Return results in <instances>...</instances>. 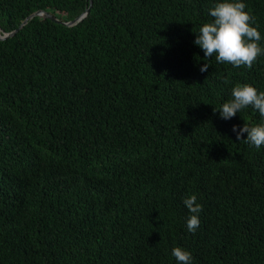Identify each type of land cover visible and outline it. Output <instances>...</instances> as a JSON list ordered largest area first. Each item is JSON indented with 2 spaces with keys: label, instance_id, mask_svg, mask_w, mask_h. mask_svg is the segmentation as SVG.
<instances>
[{
  "label": "trees",
  "instance_id": "16d2710c",
  "mask_svg": "<svg viewBox=\"0 0 264 264\" xmlns=\"http://www.w3.org/2000/svg\"><path fill=\"white\" fill-rule=\"evenodd\" d=\"M217 2L91 0L71 27L33 17L0 40V264H178L174 247L264 264V145L232 131L264 118L213 111L237 84L264 92V55L200 71L193 41ZM243 2L264 37V0ZM87 4L0 0V31Z\"/></svg>",
  "mask_w": 264,
  "mask_h": 264
},
{
  "label": "clouds",
  "instance_id": "9594fccd",
  "mask_svg": "<svg viewBox=\"0 0 264 264\" xmlns=\"http://www.w3.org/2000/svg\"><path fill=\"white\" fill-rule=\"evenodd\" d=\"M247 5L243 0H219L209 9L211 22L204 23L198 33H195L193 43L200 47L204 53L205 63L200 67L201 72L209 68L207 59L215 56L218 63L231 64L233 67H253L257 58L264 55V47L261 41L264 39L258 30V25L253 26L254 17L245 11ZM232 99L223 103L219 112L224 120H230L246 107H253L264 118V92L250 84H237L232 89ZM232 131L236 133L238 141L244 140L259 149L264 145V123L255 126L233 125ZM246 135V138L244 136ZM183 204L188 209L189 217L186 226L189 232L195 233L200 224L199 213L203 210L197 202L196 195H190L183 199ZM172 255L178 264H191L192 255L189 251L174 247Z\"/></svg>",
  "mask_w": 264,
  "mask_h": 264
},
{
  "label": "water",
  "instance_id": "95a60500",
  "mask_svg": "<svg viewBox=\"0 0 264 264\" xmlns=\"http://www.w3.org/2000/svg\"><path fill=\"white\" fill-rule=\"evenodd\" d=\"M90 6H91V0H88L87 7L83 10V12L79 16H77L74 19H72L70 21H67V22H62V21L56 19L55 17H53L48 12H45V11H42V10H37L35 12L30 13L28 16H26L22 20V22L17 26V28H15L13 31H11L9 33H1V31H0V40H4V39H6L8 37L13 36L22 26H24L26 24V22L28 20H30L33 17L44 18V19H47L50 22H53L55 24H59V25L65 26V27H71V26L75 25L76 23L80 22L86 16Z\"/></svg>",
  "mask_w": 264,
  "mask_h": 264
}]
</instances>
